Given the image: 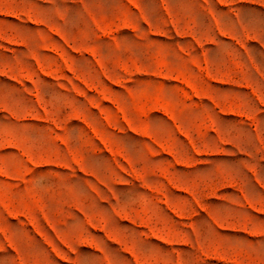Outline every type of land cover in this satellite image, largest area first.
<instances>
[{
  "label": "rangeland",
  "instance_id": "1",
  "mask_svg": "<svg viewBox=\"0 0 264 264\" xmlns=\"http://www.w3.org/2000/svg\"><path fill=\"white\" fill-rule=\"evenodd\" d=\"M0 264H264V0H0Z\"/></svg>",
  "mask_w": 264,
  "mask_h": 264
}]
</instances>
